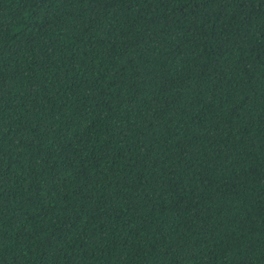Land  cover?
I'll list each match as a JSON object with an SVG mask.
<instances>
[{
  "label": "trees",
  "instance_id": "obj_1",
  "mask_svg": "<svg viewBox=\"0 0 264 264\" xmlns=\"http://www.w3.org/2000/svg\"><path fill=\"white\" fill-rule=\"evenodd\" d=\"M0 264H264V0H0Z\"/></svg>",
  "mask_w": 264,
  "mask_h": 264
}]
</instances>
